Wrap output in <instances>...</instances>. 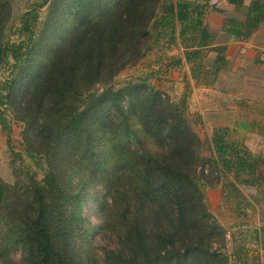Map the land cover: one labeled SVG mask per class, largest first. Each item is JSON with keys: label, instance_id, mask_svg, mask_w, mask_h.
Wrapping results in <instances>:
<instances>
[{"label": "trees", "instance_id": "obj_1", "mask_svg": "<svg viewBox=\"0 0 264 264\" xmlns=\"http://www.w3.org/2000/svg\"><path fill=\"white\" fill-rule=\"evenodd\" d=\"M229 1L238 5L241 0ZM243 10L248 16L260 18L264 5L253 2ZM9 12L8 0H0V66L8 64L11 59L13 75L34 41L38 13L34 6L17 18L18 27L13 33L23 36V39L10 42L2 39L3 29L10 17ZM204 13L203 7L187 0H122L112 13V17L117 19L116 26L110 29L106 26L85 29L50 57L24 101L20 110L24 116L22 120L35 127L38 133L54 131L55 125L65 127L66 130L69 123L74 128L81 127L84 111H77L86 98L79 99V94L91 91L92 77L102 76L106 71L104 81L111 79L124 66L122 62L118 68L113 69L115 64L112 65V61L116 57L124 58L129 47L134 48V58L140 59L149 51L151 44H157L160 38L166 37L168 43L175 42L177 31L185 48V61L191 65L192 78L198 81L202 75L215 74V71H205L201 64L200 48L208 46L212 38L210 32L203 27ZM227 25V32L238 35L240 30L249 35L256 28L254 24L234 20H228ZM152 32L154 40L148 43ZM76 48L80 50L75 53ZM79 52L85 53L81 55L80 66L75 57ZM168 61L172 67L181 64V60L174 56L169 57ZM145 80L117 90L109 87L101 93L102 100L109 103L111 108H119L115 101L125 95L131 97V90L143 89ZM10 81L7 79L0 85V105L10 101ZM83 86V90H78ZM137 101L138 104L134 106L139 105L141 108L135 126L137 131L126 132L136 135L140 131L139 139L147 138L165 145L161 147V153L144 146L135 156L145 179L152 175H158L162 179L160 187L166 196L164 215L145 206L136 193V187L139 186L136 183L133 184L131 196L135 204H141L135 209L136 214L124 215V206L130 208L132 205L124 192H112L110 185L111 206L109 210L103 211L104 226L108 228L109 220L112 223L116 209L124 224L121 230L123 240H120L122 244L118 248L104 249L103 264H227L226 255L218 247L216 249L212 246L213 240L218 237L219 242V238L223 236V229L207 210L201 190V184L204 183L196 181L194 166L200 160H203L204 166H214L217 178L225 180L221 187L223 199L235 200L237 209L244 201L240 189L242 187L255 188L264 198V159L248 151L233 136V131L222 128L214 129L208 139L211 154L209 157H202L203 141L193 132L181 112L185 108L184 100L181 105L163 102L158 92L149 90L141 94ZM99 111L104 112L101 104L94 110L96 115ZM159 117H163L162 123L157 120ZM109 123L110 120L104 125ZM172 124L174 128L170 127ZM163 126L169 127L168 131H161ZM0 129L6 134L9 144L12 127L2 109ZM67 130L71 131L72 126ZM47 144L46 147H51L52 152H61L58 145L52 146L51 142ZM172 153H178L181 157L173 162L170 158ZM120 159L124 161L126 155L121 154ZM161 163L163 164L160 165ZM53 175L54 172H51L52 182L49 186L37 184L31 191L34 197L32 216L27 219L22 235L21 232L14 233L6 248L21 249L22 264H87L86 259L76 256V260L74 254L76 216L70 215L64 208L54 206L63 195L58 199L54 197L52 202L47 197V194H50V198L54 193L58 194L61 192L60 188L65 186L64 183L56 182ZM210 188L214 189L212 186ZM4 194V185L0 181V224L3 222L8 225L9 220L3 217Z\"/></svg>", "mask_w": 264, "mask_h": 264}, {"label": "rangeland", "instance_id": "obj_2", "mask_svg": "<svg viewBox=\"0 0 264 264\" xmlns=\"http://www.w3.org/2000/svg\"><path fill=\"white\" fill-rule=\"evenodd\" d=\"M8 2L10 17L3 29V41L15 42L23 39V36L13 33L18 27L17 18L32 10L34 6L37 7L38 23L28 54L14 74H11V59L8 64L0 66V85L7 79L11 80L10 101L0 105V109L8 117L12 127L9 144L6 134L0 129V181L5 189L3 217L9 220L8 225L3 222L0 224V264H22V250L9 249L6 246L14 233L21 232L22 235L27 219L32 216L34 197L31 191L37 184L49 186L52 182L51 172H54L53 179L64 183L65 186L51 198L50 194H47L48 199L52 202L63 195L54 206L58 209L64 208L70 215L76 216L73 236L76 260L81 258L86 259L87 264H103L104 249L118 248L122 244L120 240H123L121 230L124 224L116 209L112 223L109 220L108 228L104 226L103 211L109 210L111 206L110 185L112 192H124L132 205L130 208L124 206V215L136 214L135 209L141 204H135L131 196L135 183L139 184L136 193L140 195V200L145 206L164 215L166 196L160 187L162 179L158 175L145 179L140 172L142 167L137 166L135 156L144 146L161 153V147L165 145L154 143L147 138L139 139L140 131L136 135L126 132L137 131L135 126L141 108L134 105L138 104L137 99L141 94L150 90L158 92L163 102L181 105L182 101H185V108L181 112L193 132L203 141L202 157H209L211 154L208 139L213 131H202L195 120L191 109L193 88L187 79V68L175 72H169L165 68L164 65L169 62L168 55L176 54L179 50L176 41L168 43L167 38L163 37L158 39L157 44H151L149 51L140 59L134 58L135 54L132 55L133 46L126 50L124 58L116 57L115 62L113 60L111 63L115 64L112 68H118L122 62L124 66L111 79L104 81L103 75H106V71L102 76L92 77L91 91L79 94V99L86 98L77 111H84L81 127L74 128L72 123H69V127L72 126L71 131L67 130L69 127L64 130L65 127L55 125L54 131L38 133L35 127L22 120L24 116L20 110L32 86L40 78L43 67L56 51L63 49L67 42L78 37L83 30L101 26L110 29L116 26L117 19L112 17V13L122 0ZM153 40L152 32L148 43ZM78 50L80 48H76L75 53ZM82 54L85 53L79 52L75 55L79 61L78 66L81 65ZM142 79H146L143 89L131 90V97L125 95L115 101L119 108H111L109 103L102 100L101 93L109 87L113 90L122 89ZM83 89L84 86L78 90ZM91 94L94 96L91 97ZM99 104L104 112L99 111L96 115L94 110ZM109 120L110 123L104 125ZM157 120L162 123L163 117ZM170 127L175 126L172 124ZM168 128L163 126L161 131H168ZM48 142H51L52 146L58 145L61 152H52L51 147H46ZM121 154L126 155L124 161L120 159ZM180 157L178 153H172L170 156L173 162ZM194 167L196 181L204 183L201 184V190L207 210L223 229V236L219 238V242L218 237L213 240L212 246L216 249L218 247V250L226 255L227 264H257L259 252L264 251L261 248L264 243V198L255 188L242 187L240 189L244 201L236 209L235 200L223 199L221 187L225 180L217 178L214 166H204L203 160H200Z\"/></svg>", "mask_w": 264, "mask_h": 264}, {"label": "crops", "instance_id": "obj_3", "mask_svg": "<svg viewBox=\"0 0 264 264\" xmlns=\"http://www.w3.org/2000/svg\"><path fill=\"white\" fill-rule=\"evenodd\" d=\"M187 1L204 8L203 27L212 38L208 46L200 48L201 64L215 74L202 75L198 81L192 78L178 31L175 41L179 52L168 55L167 60L174 56L181 64L172 67L168 62L164 66L169 72L187 68L193 88L191 109L202 131L229 129L248 151L264 159V12L254 18L243 10L253 2L264 5V0H241V6L229 0ZM228 20L251 23L256 28L249 35L242 30L239 35L230 33L225 30ZM256 263L264 264V251L259 252Z\"/></svg>", "mask_w": 264, "mask_h": 264}]
</instances>
